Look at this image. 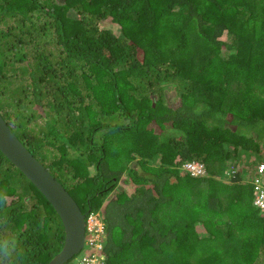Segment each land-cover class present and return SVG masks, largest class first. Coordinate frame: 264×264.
Returning a JSON list of instances; mask_svg holds the SVG:
<instances>
[{
  "label": "trees",
  "instance_id": "trees-1",
  "mask_svg": "<svg viewBox=\"0 0 264 264\" xmlns=\"http://www.w3.org/2000/svg\"><path fill=\"white\" fill-rule=\"evenodd\" d=\"M0 114L100 211L107 264H264L247 169L222 175L264 160V0H0ZM3 237L45 264L64 227L0 149Z\"/></svg>",
  "mask_w": 264,
  "mask_h": 264
},
{
  "label": "water",
  "instance_id": "water-1",
  "mask_svg": "<svg viewBox=\"0 0 264 264\" xmlns=\"http://www.w3.org/2000/svg\"><path fill=\"white\" fill-rule=\"evenodd\" d=\"M0 149L39 189L61 218V248L45 264H65L81 250L85 239V213L68 189L18 138L0 114Z\"/></svg>",
  "mask_w": 264,
  "mask_h": 264
},
{
  "label": "built area",
  "instance_id": "built-area-1",
  "mask_svg": "<svg viewBox=\"0 0 264 264\" xmlns=\"http://www.w3.org/2000/svg\"><path fill=\"white\" fill-rule=\"evenodd\" d=\"M249 167L229 161L223 168V177L234 176L239 171L247 169V178L253 185V202L264 212V160L250 156ZM181 167L192 175H206L207 167L201 160H186ZM104 222L100 211L91 210L85 215V239L79 255L75 258L74 264H107L104 261L103 251Z\"/></svg>",
  "mask_w": 264,
  "mask_h": 264
},
{
  "label": "clouds",
  "instance_id": "clouds-1",
  "mask_svg": "<svg viewBox=\"0 0 264 264\" xmlns=\"http://www.w3.org/2000/svg\"><path fill=\"white\" fill-rule=\"evenodd\" d=\"M255 156L256 158H258L257 155ZM16 243L17 242L15 238H9V237L0 238V264H12V257L16 247Z\"/></svg>",
  "mask_w": 264,
  "mask_h": 264
},
{
  "label": "rangeland",
  "instance_id": "rangeland-1",
  "mask_svg": "<svg viewBox=\"0 0 264 264\" xmlns=\"http://www.w3.org/2000/svg\"><path fill=\"white\" fill-rule=\"evenodd\" d=\"M111 28L113 29V30H115L116 29V27L114 26V25H112L111 26ZM172 90H170V92H171ZM40 116H38V118H39ZM40 120V119H39ZM246 160V159H245ZM245 160H243V158H242V160H241V165L242 166H244V167H249V165H250V163H249V161H245ZM239 164V165H240ZM75 258V257H74ZM73 261V256L70 258V260H69V262H66V264H71V262Z\"/></svg>",
  "mask_w": 264,
  "mask_h": 264
}]
</instances>
